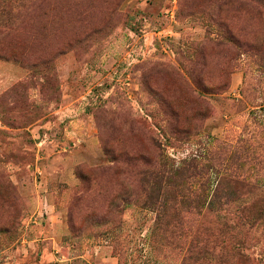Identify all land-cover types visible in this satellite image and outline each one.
<instances>
[{
	"label": "rangeland",
	"instance_id": "rangeland-1",
	"mask_svg": "<svg viewBox=\"0 0 264 264\" xmlns=\"http://www.w3.org/2000/svg\"><path fill=\"white\" fill-rule=\"evenodd\" d=\"M243 2H10L15 24L0 31V264H264V229L245 231L244 248L197 255L199 235L235 223L189 204L221 200L220 174L168 187L161 212L140 185L142 157L180 165L197 155L212 167L251 137L264 145V65L243 47L264 45V18ZM177 119L189 135L172 132Z\"/></svg>",
	"mask_w": 264,
	"mask_h": 264
},
{
	"label": "trees",
	"instance_id": "trees-1",
	"mask_svg": "<svg viewBox=\"0 0 264 264\" xmlns=\"http://www.w3.org/2000/svg\"><path fill=\"white\" fill-rule=\"evenodd\" d=\"M12 1L16 2L19 0ZM12 1H8L7 4L4 1L0 2V6L3 7L0 14V31L11 28L15 24L13 21L16 16L11 14L13 12L11 5H9ZM243 4L256 17L264 18V0H244ZM9 8L11 10H7ZM243 47H245L244 54L249 61L259 59L260 63L264 65L263 43L259 44V42L246 40L243 43ZM172 113L175 118L179 116L178 111ZM174 131L175 133L183 134L184 137L190 134V129L179 122V119L172 126V132L174 133ZM165 135H167V142L171 143L172 137L170 138V135L166 133ZM251 138L249 141L245 140L246 147L239 151L234 149L230 151L226 164L218 162L219 164L212 167L205 162L206 158L201 160L200 156L197 155L189 159H183L180 165H177L171 158L163 156L164 154L160 156L157 162L153 163L151 158L142 157L146 168L140 172V185L142 186V193L146 197L145 203L150 204L159 212L163 209L162 196L164 193L166 194L165 191L168 187H175L176 183L181 181L184 183L187 181L199 183L206 178L205 176H209L212 173L220 174L214 193L217 194L219 192L218 188L220 186H225V190L222 189L224 197L221 200L205 203L201 199H196L193 202H189V204L196 210H201L205 205H211L214 207L213 210L217 211L215 213H219L222 219H230L235 223L234 225L223 223L220 233L214 239L212 236H208V238L203 240L202 236L204 233L199 235L194 241L198 245L197 255L199 258L212 255L213 249L208 250L211 245L214 248L221 247L222 251L229 248H244L248 243L247 241L243 242L240 236L245 231L264 229V145H261L259 141L254 142V137ZM151 140L153 145L160 151H165V145L160 144L159 141L157 142L153 138ZM136 156L138 155H131V153L126 152L120 153V157L128 162L136 160ZM185 189L186 191L189 190L186 187ZM243 192H247L246 194L249 195L245 198L224 200L226 195L239 194L241 196V194L244 195ZM211 230L212 228L209 226L205 229V232H210Z\"/></svg>",
	"mask_w": 264,
	"mask_h": 264
}]
</instances>
